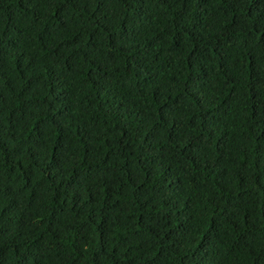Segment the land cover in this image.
I'll return each instance as SVG.
<instances>
[{
  "label": "trees",
  "instance_id": "trees-1",
  "mask_svg": "<svg viewBox=\"0 0 264 264\" xmlns=\"http://www.w3.org/2000/svg\"><path fill=\"white\" fill-rule=\"evenodd\" d=\"M0 264H264V0H0Z\"/></svg>",
  "mask_w": 264,
  "mask_h": 264
}]
</instances>
